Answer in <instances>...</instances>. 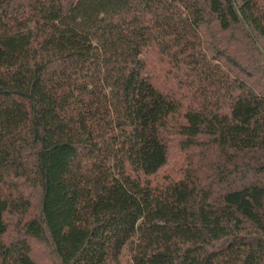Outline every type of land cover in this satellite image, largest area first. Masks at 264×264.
I'll list each match as a JSON object with an SVG mask.
<instances>
[{"label":"trees","instance_id":"trees-1","mask_svg":"<svg viewBox=\"0 0 264 264\" xmlns=\"http://www.w3.org/2000/svg\"><path fill=\"white\" fill-rule=\"evenodd\" d=\"M0 264H264V0H0Z\"/></svg>","mask_w":264,"mask_h":264},{"label":"rangeland","instance_id":"rangeland-1","mask_svg":"<svg viewBox=\"0 0 264 264\" xmlns=\"http://www.w3.org/2000/svg\"><path fill=\"white\" fill-rule=\"evenodd\" d=\"M201 160H206L207 163L209 164V166H211V167L215 168V165H216V167H219L218 168L219 170L222 168V165L217 164V162H218L217 161V157L214 154L210 153V152H200V153L199 152H195V156H194V159H193L194 165L195 166H199L202 163ZM219 190H220V187L218 185V186H216L214 191H215V193L217 195H220V196L215 195L212 198L218 199V200L221 198V194H220L221 192L218 193Z\"/></svg>","mask_w":264,"mask_h":264}]
</instances>
